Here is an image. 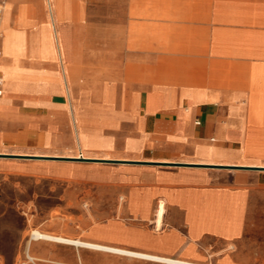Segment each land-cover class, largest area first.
<instances>
[{"label":"crops","instance_id":"obj_1","mask_svg":"<svg viewBox=\"0 0 264 264\" xmlns=\"http://www.w3.org/2000/svg\"><path fill=\"white\" fill-rule=\"evenodd\" d=\"M44 1L47 13L42 0H6L0 20V154L136 164L10 161L0 173L86 186L80 240L191 264H226L240 227L230 239L196 234L190 225L204 221L184 200L201 208L202 194H244L236 222L247 205L248 264H264V0H51V12ZM79 166L104 179L56 172ZM61 200V210L79 203Z\"/></svg>","mask_w":264,"mask_h":264},{"label":"rangeland","instance_id":"obj_2","mask_svg":"<svg viewBox=\"0 0 264 264\" xmlns=\"http://www.w3.org/2000/svg\"><path fill=\"white\" fill-rule=\"evenodd\" d=\"M42 6L47 13V7L44 0ZM48 6V2H47ZM51 12V8L48 7ZM54 53L55 49L53 47ZM76 157V156H68ZM78 157H86L85 155ZM31 160L36 161H54V162H80L84 165H99L102 167H117L120 165H132L135 162L119 161V160H91V159H68V158H38V157H22L13 155L0 154V162L15 161L21 165L29 164ZM33 162V161H32ZM173 166L179 167H196L207 168L210 172H218L215 167L206 165H185L175 164ZM2 169H7L8 166H0ZM215 169V170H214ZM235 169V168H228ZM104 170L101 167H75L69 168L61 167L56 172L60 174H68L75 176H82L91 179H104ZM118 172V171H117ZM230 173V171H229ZM109 178V177H107ZM230 179V176L227 177ZM88 188L86 186H70L62 187L56 185L54 182L42 179L39 177H28L23 175H9L7 173H0V264H20L23 253L29 250V255L34 259L36 264H157L149 261L132 259L123 256L112 255L111 253H102L96 250L87 248H77V246L70 244H57L47 240H33L31 238L32 231H38L41 234L53 237H62L67 240H78L81 242L87 241L96 242L92 244H106L98 241L85 240L80 238L87 237V224L81 225V216L87 214ZM67 195L76 199L79 203L73 208L61 210V197ZM112 194L101 195L102 200H110ZM179 197V196H178ZM181 198V197H179ZM260 202H264V195L259 198ZM121 200L123 198L121 197ZM245 200L244 194L221 195L214 193L202 194L201 208L194 205L186 198L189 206V217L193 220H202L201 224L197 223L190 225L196 234L201 231H208L219 234L228 239L238 235L240 227L239 239L226 250L228 255L226 264H248L247 248L248 240V207L247 205L240 210L238 224L236 219L239 210L237 205L243 203ZM258 200V199H257ZM262 205V204H261ZM264 207V206H261ZM197 217L199 219H197ZM257 224L264 228V209H256ZM206 221V222H205ZM124 224H133L130 220H124ZM153 231V226H147ZM167 228L166 225L158 229L159 233ZM181 229H184L181 227ZM96 230V231H95ZM91 232H98L106 238L116 240L134 237L122 232L113 231L106 228H96ZM262 232V231H261ZM90 239H94L92 236ZM83 240V241H82ZM126 247H135L134 244L128 242L112 241ZM257 245L264 244V240L256 242ZM30 246V248H29ZM73 246V247H72ZM233 252L237 255L233 257ZM174 257H179L175 256ZM223 255V254H222ZM170 257L171 254H170ZM224 256L216 257L215 259H204L202 257H192L191 259L203 264H224ZM43 260L47 262H43Z\"/></svg>","mask_w":264,"mask_h":264},{"label":"bare ground","instance_id":"obj_3","mask_svg":"<svg viewBox=\"0 0 264 264\" xmlns=\"http://www.w3.org/2000/svg\"><path fill=\"white\" fill-rule=\"evenodd\" d=\"M47 2H48V7L52 8L51 0H47ZM72 158H75L76 160H83L81 158H85V157L76 156V157H72ZM161 213H162V207L160 206L158 209V212H157L158 217L161 216ZM31 238L33 240H36V241L37 240H47V241L55 242L57 244H70V245H74L77 247L96 250L99 252L111 253V254L121 255V256H125V257L151 260V261H155V262H161L164 264H191V263H187V262H183V261L170 260L167 258H161V257L151 256V255L142 254V253H138V252H133V251H129V250L121 249V248L109 247V246L102 245V244H92V243H87V242H81L78 240H74V241L67 240V239H64L62 237H53V236L41 234L38 231H32L31 232Z\"/></svg>","mask_w":264,"mask_h":264},{"label":"built area","instance_id":"obj_4","mask_svg":"<svg viewBox=\"0 0 264 264\" xmlns=\"http://www.w3.org/2000/svg\"><path fill=\"white\" fill-rule=\"evenodd\" d=\"M6 4V0H0V20L3 14V10ZM0 39H1V31H0ZM0 56H1V49H0ZM3 77L0 75V96H1V88L3 86ZM20 264H35L34 259L28 254L27 251L23 253V258L20 262Z\"/></svg>","mask_w":264,"mask_h":264}]
</instances>
